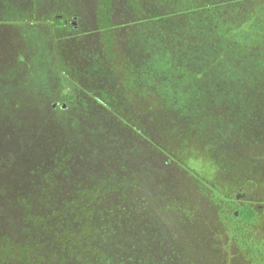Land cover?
Returning a JSON list of instances; mask_svg holds the SVG:
<instances>
[{
    "label": "rangeland",
    "instance_id": "374dc122",
    "mask_svg": "<svg viewBox=\"0 0 264 264\" xmlns=\"http://www.w3.org/2000/svg\"><path fill=\"white\" fill-rule=\"evenodd\" d=\"M146 1L152 0L135 7L112 0L109 28L119 69L129 74L118 73L111 84L100 63L109 29L98 23L96 0H0V226L10 220L7 195L17 184L10 176L32 180L26 171L46 164L38 160L68 145L67 138L77 144L72 159L80 168L100 158L89 151L101 142L147 153L171 145L187 175L174 166L177 174L167 171V165L161 174L151 164L154 199L160 204L158 191L166 190L171 200L198 204L197 214L210 218L216 209L209 197L224 193L219 208H227L231 222L232 216L244 218L241 235L218 242L209 225L197 238L199 244L212 241V249L199 256L221 254L220 264H264V0H204L205 7L198 2L187 15L173 13L177 0L153 8ZM200 32L209 40L199 43ZM76 71L88 86L100 79L102 90L72 88L69 74ZM107 94L118 96V104ZM94 133L100 134L96 140L89 137ZM101 160L81 175L102 173ZM237 173L245 179L235 183ZM191 181L203 182L208 196L196 201L187 189Z\"/></svg>",
    "mask_w": 264,
    "mask_h": 264
},
{
    "label": "trees",
    "instance_id": "16d2710c",
    "mask_svg": "<svg viewBox=\"0 0 264 264\" xmlns=\"http://www.w3.org/2000/svg\"><path fill=\"white\" fill-rule=\"evenodd\" d=\"M152 1L146 2H151L150 6L155 2L164 5L163 0ZM203 1L177 0L174 5L177 10L173 13L178 15L179 10L184 11L186 15L195 13L198 2L200 7H205ZM129 2L135 7H139L141 3L140 0ZM222 2L226 1L220 0V5ZM96 3L98 23L109 29L104 35L107 46L105 55L100 57L101 70H106L104 74L113 84V80L119 75L127 76L129 69L126 72L119 69L117 58L120 54L116 53L118 49L114 45L115 39L109 28L112 24L113 2L96 0ZM171 9L173 10V7ZM148 33L143 34V38L150 36ZM128 35L129 38L135 36L134 32ZM199 35L201 36L199 43L201 40H209L208 34L200 32ZM137 38L142 39L139 35ZM17 56L19 57L17 60L22 59L20 55ZM247 58L251 59L252 56ZM262 69L263 72L260 73L264 75V68ZM58 76L65 88L64 78L60 73ZM78 77V71L69 74L72 88L77 84L78 87L83 85L86 92L90 87L100 90L103 88L100 79L97 82L93 80V84L88 86L84 80L79 81ZM96 93L101 94L97 91ZM108 96L116 105L118 104V96ZM72 97L73 106H78L79 97L76 94ZM87 107L84 108L87 110ZM56 130L60 131L59 128ZM55 134L59 135L57 132ZM100 134L94 133L89 137L96 140ZM66 140L65 143L68 145L63 143L64 145L53 155L38 160L46 164H34L26 171L32 180H26L25 183L23 178L10 176L17 184L12 189L15 192L7 195L10 220L5 226H0V264H220L224 261L221 254L210 253L212 256L205 255V259L199 256V253H209L212 246L208 244L213 242L199 244L197 237L204 233V229L209 225H213V233L218 242L219 240L229 242L230 236L235 238L241 235L244 218L237 221L235 216H232L234 221L231 222L227 217V208H219L221 205L219 198L223 197L224 193L209 197L210 203L216 209L215 215L210 218L206 216L202 218L197 214L198 204L189 207V203L184 205L182 202L171 200L166 190L162 192L160 185H158V190H161L158 191L160 204L154 199V186L150 184L148 178L152 176L148 172L151 164L156 163L155 167L161 169V174H164L163 166L167 165V171L174 170L177 174L178 170L174 169L176 167L179 169V175L182 173L187 175V171H183L179 163L181 159L178 161L174 156L178 151L176 146L151 147L147 153L137 150L135 146H130L131 144L115 147L114 144L109 145L112 140L101 142L98 144L101 151L98 147L93 148V152L89 151L100 158L94 160L93 165L87 164L80 168L72 159V150L77 144ZM106 154L115 155L117 161H109ZM163 156L166 158L161 162L160 158ZM32 157L36 160V157ZM32 157L27 159L31 160ZM101 159L102 173L85 179L81 172L90 168V171H93ZM74 165L75 168L72 169ZM181 170L183 172H180ZM241 175L243 174L237 173L232 181L237 183L239 179L244 180L245 177ZM0 177L2 178L1 175ZM155 181L157 183V180ZM204 187L203 182L191 181L188 182L187 189L188 191L190 189L189 192L197 201L200 197L208 196L202 190ZM169 201H175L176 204ZM214 216L221 222H216ZM229 222L233 225L231 226ZM219 224H222L223 228L219 227ZM236 240L237 244L241 245L240 239Z\"/></svg>",
    "mask_w": 264,
    "mask_h": 264
}]
</instances>
